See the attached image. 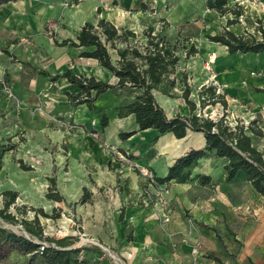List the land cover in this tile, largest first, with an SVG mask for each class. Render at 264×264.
Instances as JSON below:
<instances>
[{
  "label": "crops",
  "instance_id": "obj_1",
  "mask_svg": "<svg viewBox=\"0 0 264 264\" xmlns=\"http://www.w3.org/2000/svg\"><path fill=\"white\" fill-rule=\"evenodd\" d=\"M154 1L116 0L115 3L139 12L141 8L148 10L147 4L151 6ZM111 2L16 0L0 5V121L6 119L13 123L11 135L15 136L16 129L25 131L27 153L43 162L35 167L36 173L38 176L52 173L48 178L55 179L56 191L64 199L60 205L96 207L101 204L109 208L107 216L113 225V238L118 239V243L124 239L122 245L125 249H137L144 255L154 254L163 264H190L189 260L184 262L182 256L190 251L192 245L195 247V243L199 242L197 247L201 250L207 245L214 246L216 228L225 225L233 229L236 223L240 224V234L247 232L250 236L245 243L248 247L246 253L255 257L251 261L256 264L259 249L264 248V196L259 195L242 176L227 181L223 169L226 162L222 159L208 156L194 169L193 175L210 177L208 185H201L197 179L184 184H170L173 194L178 195L174 201L177 214L170 224L158 225L152 216L140 210L134 198L127 200L132 195H139L143 180L137 174L120 168L113 149L129 151L131 159L139 166L149 168L156 178H163L178 157L191 149L205 147L202 133L189 132L183 139L168 134L154 141L157 133L152 129L139 131L134 116L117 117L116 108L124 97L114 92L101 94L94 103L109 119L107 127H96L98 138L81 134L77 129H58L53 122L57 117L88 127L97 115L85 104L73 106L69 103L67 93L75 94L78 90L67 79L52 82L39 72L44 71L53 77L69 71L74 76L92 77L115 84V77L110 71L99 66L95 60L81 57L85 52L83 48L55 44L75 40L85 23L96 24L99 19L111 22L103 9ZM201 3V12L197 14L199 19L192 20L190 16L185 19V24L196 21L202 24L199 29L202 37L200 54L202 57L211 53L215 56L213 72L225 97L227 112L235 115L239 122L256 120L264 134V53L229 55L225 47L207 41V35L220 32L225 27L223 20L227 22L231 18H221L216 12L206 9L205 0ZM151 7L150 12L153 10ZM98 10L101 12L99 16ZM188 11L191 10L185 13ZM141 12L140 19L145 20V28L154 29L153 24L148 22L153 18L146 11ZM52 21H59V25H56L54 35L48 38L42 34ZM243 31L251 33L248 29ZM24 38H31L32 41L25 44L22 42ZM198 61L193 62L195 68ZM176 88L172 91L179 93ZM179 98L186 107L181 95ZM122 133L134 134L121 138ZM252 142L258 151L264 153V135L253 137ZM215 160L219 163L213 167L211 161ZM103 188L116 190V199L112 202L115 204L101 201L99 192ZM84 190L91 194L90 200L79 204ZM126 190L129 192L127 197L122 193ZM116 204L125 206L123 215L115 210L109 213ZM243 207L249 211H243ZM94 217L102 223V214L95 213ZM129 221L136 230L133 237L128 234L126 238L124 227ZM152 227L155 228L154 233L149 230ZM95 231L104 235L102 225L96 226Z\"/></svg>",
  "mask_w": 264,
  "mask_h": 264
},
{
  "label": "rangeland",
  "instance_id": "obj_2",
  "mask_svg": "<svg viewBox=\"0 0 264 264\" xmlns=\"http://www.w3.org/2000/svg\"><path fill=\"white\" fill-rule=\"evenodd\" d=\"M111 1V4L105 5L107 8H103L107 12L105 15L117 27L123 26L135 32L138 42H133V44L139 45L145 41L143 32L148 29L144 26L146 23L145 20L140 19V13H142L141 11H146L153 18L152 21L148 22H150L149 24H153L154 30L160 31L164 29L165 34L172 43L177 41L184 46L185 49L179 51L181 61L178 65L177 72L179 75H186V84L191 91L188 100L196 102V109L193 114L210 118L214 121L224 117L228 125L232 127L237 125L239 121L236 116L228 113V109L224 110L219 103L209 105L205 108H201L199 104V92L204 91L208 87L215 86L217 93L222 94L213 72L215 64L214 54L211 53L203 57L200 54L202 37L200 36L199 29L202 25L201 22L196 23V21L195 23L185 24V19H188L190 16H192V20L199 19L197 14H200L202 9L201 0H156L152 2V7L149 3L147 4L146 9L148 10L141 8L139 12L128 10L119 4L117 5L115 3L116 0ZM238 3L240 5V11L237 14L238 24L231 25L227 29L236 34L243 33V29H248L254 36L260 37L259 29L264 28V0H238ZM114 4L115 6H110ZM232 5L230 4V6ZM150 7L153 8L151 12L149 10ZM187 10L191 11H188L189 13L186 14L185 12ZM100 13V10H98V16L101 15ZM227 18L233 19L231 15L226 16L224 19L227 20ZM58 23L59 21L49 22L44 29L45 34L42 35H46L48 38L53 36L54 30L57 27L56 25H59ZM223 24L226 25V21L223 20ZM31 41V38H24L22 40L25 44ZM191 47H194L196 53L186 59L185 53ZM197 55H199L200 60ZM196 61H198V66L195 68V63L193 62ZM182 86L181 83L176 86L179 93L170 91L172 97L165 95L163 88H160L155 93L156 100L162 105L168 117L177 114L187 116L190 113L187 104L185 103V107L182 100H179V96H182ZM53 122L58 129L63 128L73 131L77 129L81 134H86L93 138L99 137V132L96 130L98 126L97 119L91 120L88 127L77 126L72 122H66L57 117L54 118ZM94 122L95 124H93ZM249 122V120L241 121L244 126H247ZM12 127L13 123L11 121L6 119L0 121V153L5 150L0 171V192L9 191L17 194L15 204L9 208L8 213L15 216L18 221L22 219L31 221L35 216L32 210L42 209L44 213L49 215L48 218L38 215L39 224L45 238L57 240L66 236H76V241L70 248L87 249L78 255L79 264H163L159 262V258L154 254L144 255L137 249H125V246L122 245L125 241L124 239L120 240V243H118V239L114 240L112 234L113 225L107 216L109 208H105L101 204L96 207L86 205L80 207L66 203L60 205L59 203L48 200L46 194L51 185L48 177L52 173L45 176L37 175L35 167L38 165L41 166L43 162L32 156V154L27 153L25 131L16 129L17 132L14 136L11 135ZM113 151L121 169L123 168L129 172H133L143 180V186L139 195L134 197L132 195L127 200L134 198V203L140 207V210L144 214L152 216V220L158 225H167L175 220L174 216L177 212L174 201L177 200L178 195L173 194L171 185H164L162 187L155 186L154 173L145 166H139L137 162L131 159V153L129 151H119L118 149H113ZM217 163H219L217 160L213 161V163L211 161V166L217 165ZM122 193L126 197L129 195L127 190ZM99 198L102 202L105 200L107 202L110 201L111 204H115L112 202L116 199V190L103 188L99 192ZM262 201H264V198H262ZM1 208L2 201L0 200ZM22 209L24 212H22ZM110 209L111 211L109 213L115 210L118 213L120 212L119 215L121 216L124 214L125 206L116 204ZM242 209L245 212L249 211L245 207ZM95 213L103 215L102 223H99L96 217H94ZM53 215H58V218L51 219L50 217ZM164 217H168L169 221L165 222ZM97 218L100 219V217ZM98 225H102L103 236L100 231L98 233L95 231ZM239 225L236 223L233 224V229H229L225 225L217 227L215 230V245H207L205 249L201 250L197 247L199 242L195 243V247L192 245L190 251L182 256L183 261L187 262L189 260L190 264H254L251 258L255 257L250 253H246L248 247L245 243L246 239L250 236L247 235V232L244 235L240 234ZM0 228L10 231L17 236L29 238V235L24 231V228L19 222L10 223L0 218ZM134 230L136 229H133V224L129 221L124 227L126 238L128 234H131L133 237ZM149 230L153 233L155 232V228L153 227L149 228ZM109 234L111 235L109 236ZM33 242L45 246H55L52 242H39L36 239H33ZM94 248L100 250V255L92 250ZM257 256L256 264H264V248L259 249ZM0 264L41 263H30L27 257L15 252L9 253L3 250L0 251Z\"/></svg>",
  "mask_w": 264,
  "mask_h": 264
},
{
  "label": "trees",
  "instance_id": "obj_3",
  "mask_svg": "<svg viewBox=\"0 0 264 264\" xmlns=\"http://www.w3.org/2000/svg\"><path fill=\"white\" fill-rule=\"evenodd\" d=\"M14 1L16 0H0V5ZM230 4L233 5L230 6ZM205 7L209 11L216 12L221 18L228 15L233 17L227 20L220 32L206 36L209 42L225 47L229 55L264 53V28L259 29L260 37L246 31L236 34L227 29L238 23L237 14L240 11L238 0H205ZM143 36L144 42L139 45L133 44V42H138L135 33L124 27H116L105 19H99L96 24L85 23L76 34L75 40L55 42L60 47L83 48L85 52L81 54V57L95 60L99 66L110 71L115 77L114 85L97 81L92 77L74 76L69 71L53 77L44 71L39 73L49 77L52 82L65 78L75 86L78 93H67L69 103L73 106L87 105L97 115L98 125L101 128L108 126L109 119L94 103L101 94L114 92L124 97L122 103L116 108L117 117L122 119L130 115L134 116L139 131L152 129L157 133L154 141L168 134L176 139H183L189 132L202 133L205 147L191 149L178 157L168 167L167 174L163 178L155 177V185L184 184L196 179L201 185H208L211 181L210 177L201 174L193 175V171L202 159L212 155L215 159H222L226 162L223 169L227 181L242 176L259 195L264 196V153L258 151L252 142L253 137L264 135L258 122L252 120L247 126L238 122L232 127L225 122L224 117L214 121L193 114L196 106L188 100L191 91L186 84V75H179L177 72L181 61L179 51L185 49L184 46L177 41L172 43L164 29L154 31L152 27H149L143 32ZM195 53L194 47H191L185 53V58L188 59ZM180 83L184 87L182 98L189 107L190 113L187 116L177 114L168 117L156 100L155 93L163 88L165 95L172 97L170 91ZM216 103L226 110L225 97L217 93L215 86L199 92L201 108ZM133 134L122 133L120 137L128 138ZM4 152L5 150L0 153V171ZM49 182L51 185L46 198L59 204L63 203L64 199L56 191L55 179L50 178ZM90 197L91 194L84 190L79 204L86 203ZM16 198L15 192H0L2 201L0 218L10 223L19 222L29 238L17 236L0 228V251L18 253L27 257L30 263L79 264L78 255L87 249L70 248L76 241V236H66L57 240L45 238L38 215L44 218H48L49 215L42 209L32 210L35 216L31 221L16 220L15 216L8 213L9 208L15 204ZM50 218L56 219L58 215ZM33 239L39 242H52L55 246L40 245L33 242ZM92 250L100 255V250L96 248Z\"/></svg>",
  "mask_w": 264,
  "mask_h": 264
},
{
  "label": "built area",
  "instance_id": "obj_4",
  "mask_svg": "<svg viewBox=\"0 0 264 264\" xmlns=\"http://www.w3.org/2000/svg\"><path fill=\"white\" fill-rule=\"evenodd\" d=\"M93 124H95V122ZM164 221L168 222L169 221L168 217H164Z\"/></svg>",
  "mask_w": 264,
  "mask_h": 264
}]
</instances>
